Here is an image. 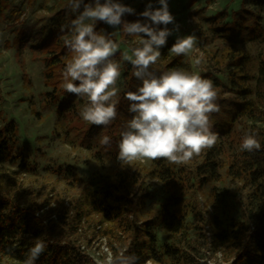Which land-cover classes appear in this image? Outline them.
<instances>
[{
	"label": "trees",
	"instance_id": "trees-1",
	"mask_svg": "<svg viewBox=\"0 0 264 264\" xmlns=\"http://www.w3.org/2000/svg\"><path fill=\"white\" fill-rule=\"evenodd\" d=\"M205 1L213 3L216 0ZM67 5L68 0H42L39 4L36 0H27V6L33 13L42 11L35 16L33 24L27 26L25 20H20L25 11L22 2L0 0V32L8 28L13 34L12 44L28 43L38 52L47 87L42 92V103L55 109L57 122L67 141L93 149L97 157L118 161L120 132L134 115L128 111L129 102L124 98V92L135 91L142 82L132 75L134 69L131 64L121 61L118 52L114 59L121 65V77L117 83L121 91L116 120L107 127L83 121L80 109L86 99L66 93L62 88V72L73 55L63 42L69 33L60 30L61 25H67L74 19ZM146 7L145 2L138 3L135 12L122 19L146 22V18L140 15ZM263 11L264 0H242L231 20L222 21L227 16L224 11L205 18L221 42L215 48L206 49L204 67L197 73L211 80L219 94L217 102L221 110L210 117L212 130L218 133L219 139L212 149L205 150L191 165L176 166L166 160H152L150 173L157 176L169 192L156 212L141 221L130 217V214L140 212L152 196L139 176L119 173L90 187L92 182H83L76 175L74 166L69 165L65 169L66 177L76 184L83 182L85 185L79 198L70 202V206L59 202L53 207L47 200L23 202L20 195L0 188V255L9 258L11 264H23L34 239L41 238L47 247L35 264H95L76 244L78 238L70 237L80 234L86 217L93 213L101 218L98 222L118 220L121 231V236L117 235L119 244L117 246L109 240L108 245L113 253L127 248L128 254L140 258L137 264H148V261L154 264H209L204 251L220 243L231 249L229 264H264ZM122 27L98 21L95 30L112 33L111 38L120 45L129 44L132 36L126 35ZM175 41L170 36L167 38L166 45L160 49L161 57L151 70L157 74L169 70L194 72L185 56H175L169 51ZM206 42L205 37L199 40L202 46ZM247 43L263 46L253 53L250 48H243ZM249 130L258 133L257 139L261 143V149L252 153L240 150L242 139ZM103 135L112 137L110 150L99 144ZM26 161L27 153L18 145L15 124L0 116V167L4 163L23 165ZM223 176L239 181L245 187V205L240 218L231 222L227 229L220 214L228 206L231 195L217 191L209 193L213 209L208 225L212 230L209 232L198 193L209 182ZM132 185L137 186L136 192L131 191ZM159 227L170 234L181 235V243L158 244L156 230ZM190 231L194 232V238H191Z\"/></svg>",
	"mask_w": 264,
	"mask_h": 264
},
{
	"label": "clouds",
	"instance_id": "clouds-1",
	"mask_svg": "<svg viewBox=\"0 0 264 264\" xmlns=\"http://www.w3.org/2000/svg\"><path fill=\"white\" fill-rule=\"evenodd\" d=\"M158 3L160 7L154 9L149 0L140 13L146 22H127L122 17L135 10L120 0H103V3L68 0L67 7L74 19L60 26L61 32L69 33L63 42L73 54L62 72V88L66 93L86 99L80 109L83 121L107 127L116 120L121 91L117 87L121 65L114 59L118 52L121 61L131 64L132 75L142 82L135 91L124 92L128 111L134 115L125 122L117 142L118 159L123 165L140 160L187 165L194 157L212 149L219 139L210 119L221 110L213 82L196 72L169 70L157 74L151 70L173 32L167 25L174 24L168 0H158ZM98 21L113 27L123 25L126 35L138 37L132 41L130 54L120 51V44L111 38L112 33L95 30ZM161 24L163 28L159 27ZM196 44L194 34L177 37L169 51L175 56H190L196 51ZM202 62L203 53L191 58L194 66ZM257 135L253 130L246 132L240 150L249 153L260 150ZM99 144L110 150L112 137L103 135ZM46 247L45 240L34 239L23 264H35ZM97 255L103 259H96L95 264H137L140 259L128 254L127 248L113 253L106 246Z\"/></svg>",
	"mask_w": 264,
	"mask_h": 264
},
{
	"label": "rangeland",
	"instance_id": "rangeland-1",
	"mask_svg": "<svg viewBox=\"0 0 264 264\" xmlns=\"http://www.w3.org/2000/svg\"><path fill=\"white\" fill-rule=\"evenodd\" d=\"M41 1L36 0V4ZM15 2L24 4L25 11L20 20H25L26 25L31 26L35 16L42 11L33 13L27 6V0H15ZM120 2L135 10L138 3L145 2L148 5L149 0H120ZM241 2L242 0H216L213 3H207L205 0H168L169 11L174 16V24L167 25L168 28L173 29L170 37L176 40L177 37L196 35V51L190 56H185L186 61L190 63L191 58L203 53V62L200 66L191 63L194 72L203 69L206 49L215 48L221 42V39L212 33L205 18L224 11L227 16L222 21L231 20L235 17ZM151 4L154 9L160 7L158 0H151ZM126 15L127 13L124 16ZM262 16L264 24V11ZM12 35L8 28L0 32V116L15 124L18 145L26 151L27 161L23 165L2 164L0 188L20 195L23 202L47 200L53 207L59 202L70 206V202L79 198L80 191L85 186L83 182H92L90 187H94L101 179L113 178L119 173H128L139 176L143 180V186L148 187L152 193V196L146 200L145 207L134 215L130 214V217L141 221L148 214L156 212L169 192L163 182L150 173L153 168L152 160H140L132 165H123L120 160L112 161L105 157H97L93 149L67 141L57 122L55 109L45 107L42 103V92L47 87L43 81V65L38 52L30 48L28 43L12 44ZM202 37L207 40L205 46L199 43ZM136 39L138 37L132 36L129 44H121V50L129 51L130 54L132 41ZM262 46L258 43H247L243 48H250L251 52L255 53ZM198 159L199 157H194L187 165L193 164ZM69 165L74 166L76 175L84 180L81 184H76L66 177L65 169ZM131 191L136 192L137 186L132 185ZM214 191L227 192L231 195L228 206L220 214L221 222L227 229L231 222L240 218L241 209L245 205L246 190L241 182L226 176L209 182L198 193L199 203L207 217L205 226L209 232L212 230L208 225L213 209L208 195ZM86 218L80 234L75 235V233L70 237L74 240L78 238L76 244H79L81 251L95 263L96 259H103V256L97 255L102 248L106 246L111 251L109 240L118 246L120 240L117 235L121 236V231L118 220L98 222L101 218L93 213ZM190 233L191 238H194V232L190 231ZM206 233L208 234V231ZM156 234L158 244L163 242L180 244L182 241L181 235L170 234L160 227L157 228ZM230 252V247L223 243L212 245L204 251L205 259L209 264H229L232 258L229 256ZM11 263L9 258L0 255V264ZM150 264L154 263L150 262Z\"/></svg>",
	"mask_w": 264,
	"mask_h": 264
},
{
	"label": "built area",
	"instance_id": "built-area-1",
	"mask_svg": "<svg viewBox=\"0 0 264 264\" xmlns=\"http://www.w3.org/2000/svg\"><path fill=\"white\" fill-rule=\"evenodd\" d=\"M121 3H123V2H121ZM125 15V14H124ZM80 246V245H79ZM83 249V248H82ZM209 263V262H208ZM148 264H150V261H148Z\"/></svg>",
	"mask_w": 264,
	"mask_h": 264
}]
</instances>
